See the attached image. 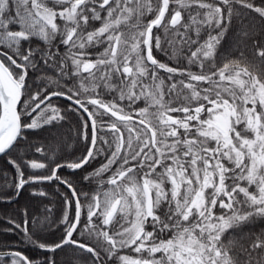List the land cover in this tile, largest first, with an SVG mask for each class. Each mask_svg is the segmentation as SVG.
Returning a JSON list of instances; mask_svg holds the SVG:
<instances>
[{
	"label": "snow or ice",
	"instance_id": "snow-or-ice-1",
	"mask_svg": "<svg viewBox=\"0 0 264 264\" xmlns=\"http://www.w3.org/2000/svg\"><path fill=\"white\" fill-rule=\"evenodd\" d=\"M0 164V264H264V0H0Z\"/></svg>",
	"mask_w": 264,
	"mask_h": 264
},
{
	"label": "trees",
	"instance_id": "trees-1",
	"mask_svg": "<svg viewBox=\"0 0 264 264\" xmlns=\"http://www.w3.org/2000/svg\"><path fill=\"white\" fill-rule=\"evenodd\" d=\"M259 2V0H257ZM74 148L76 147L75 145L73 146ZM0 167H2V164H0ZM27 195V194H25ZM24 200H20V204H24ZM17 205L13 204L11 206L6 205V204H0V217H3L5 213H11L14 208H16ZM0 227H3V225H0ZM29 254L32 255L35 259L38 260H43L44 259V254L40 250H28ZM60 259L65 261V264H77V259L76 257L68 251L67 254H61Z\"/></svg>",
	"mask_w": 264,
	"mask_h": 264
}]
</instances>
